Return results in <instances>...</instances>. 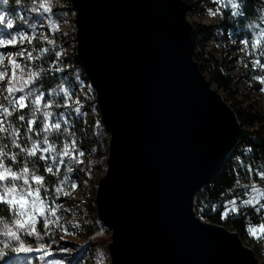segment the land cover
Instances as JSON below:
<instances>
[{
	"label": "water",
	"instance_id": "water-1",
	"mask_svg": "<svg viewBox=\"0 0 264 264\" xmlns=\"http://www.w3.org/2000/svg\"><path fill=\"white\" fill-rule=\"evenodd\" d=\"M75 54L109 136L98 220L111 264H260L236 231L205 221L198 194L242 125L195 56L184 0H70Z\"/></svg>",
	"mask_w": 264,
	"mask_h": 264
},
{
	"label": "snow or ice",
	"instance_id": "snow-or-ice-1",
	"mask_svg": "<svg viewBox=\"0 0 264 264\" xmlns=\"http://www.w3.org/2000/svg\"><path fill=\"white\" fill-rule=\"evenodd\" d=\"M20 0H17L19 3ZM218 7L207 9L212 17L219 14L220 7L230 11V16L234 18L245 16L244 0H212ZM53 0H39L37 8L33 11H41L42 14H49L51 19ZM264 10V9H262ZM23 20V17H20ZM14 19L5 14H0V26L4 29L14 28ZM264 23V21H262ZM251 27V26H250ZM32 30L31 35H35V24H28ZM51 29L55 32L59 30V23L51 21ZM27 40L31 43L30 34L21 30L16 32L9 31L6 38L0 39V47H16L21 45L15 53H8L7 56L0 54V66H4V60L9 58V64L0 71V83L7 77L8 69L11 68V77L7 84L0 88V264H14L11 256H24L30 258L34 253L39 255L38 259L43 261L45 256L51 255L46 244L41 243L44 236L38 231L37 225L45 234L48 233L49 226L56 224L58 227L63 213H60L62 204L57 203L61 197H67L71 191L78 189L79 184L69 174L75 170V166L83 164L81 159L84 151L78 147V142L71 132L70 114L61 112L57 117L49 109L53 107L71 108L77 117L83 118L86 113L81 107L72 108L73 104L79 105L81 101L74 98V93L69 88L60 85L55 91L46 93L41 91L38 81L42 78L43 68L31 70L30 64L41 59L50 50L48 48H24L23 43ZM53 44L52 40H42V43ZM242 43L246 48H255L260 44L259 52L264 57V31L260 37L249 41L244 39ZM55 53V63L52 68L56 72L64 71L63 66H59V58L63 55L62 51L51 49ZM36 53L34 56L33 53ZM255 56L254 52L248 53ZM27 60L29 64L21 67L19 61ZM261 57L254 59L253 63L264 68V63L260 62ZM16 69H19L17 73ZM51 70V69H50ZM264 85V75L256 77ZM264 91V87L260 89ZM19 94V95H18ZM51 97H62V101L51 99ZM86 122V121H85ZM99 127V122L96 123ZM67 138L57 140L62 137ZM251 151V149H248ZM43 167V173L40 168ZM63 170V175H61ZM254 169L251 165L247 166V172L251 175ZM255 174L264 181V170H256ZM87 175H91L90 170ZM55 177L54 185L48 182V178ZM239 187H244L242 194L247 197L240 199L233 197L225 201L221 206L213 205L211 211L222 208L220 218L227 220L231 216L241 215L243 208H252L259 214L264 211V188L252 184L241 185L240 180L235 181ZM71 209H64L70 212ZM204 211L203 208L200 209ZM247 219V218H246ZM78 227V225H73ZM67 234V228L63 229ZM246 231L250 237L257 242H264V222L258 226L249 225ZM28 237H33L36 241L35 246L27 241ZM103 259V253H100ZM27 264H32L31 259ZM49 264H62L61 261L52 260Z\"/></svg>",
	"mask_w": 264,
	"mask_h": 264
},
{
	"label": "rangeland",
	"instance_id": "rangeland-1",
	"mask_svg": "<svg viewBox=\"0 0 264 264\" xmlns=\"http://www.w3.org/2000/svg\"><path fill=\"white\" fill-rule=\"evenodd\" d=\"M184 1L189 21L206 27L205 30L196 32L198 43L195 45V52L202 51V56L196 59L198 63L201 64L207 57H212L219 62L225 75L232 81L231 94L236 99L235 105L238 111L244 113L252 103L254 105L259 102L264 104V91H260L264 85L256 78L264 75V68L253 63L254 59L261 57V53L259 52L261 45L256 44L255 48L251 46L246 48L242 43L244 39H248L249 41L256 40L260 37L261 31H264V27L261 28L254 23L244 24L241 19L231 17L230 11L223 7H220V12L224 13L223 17L219 14L212 17L208 14L207 9L215 10L218 7L212 0ZM38 4L39 0H24L23 3L16 4H13L11 0H0V14L6 13L15 21L12 30H7L0 26V39L6 38L9 31L14 33L23 30L29 33L31 38V43H28L27 40L24 41V48L29 50L32 48L39 49L37 45L41 43L49 46L51 49L54 47L57 51L63 52V55L59 58V66H63L64 71L56 72L52 68L56 59L55 53L53 63L46 69L52 74L49 80L58 77V82L48 90L42 86L40 90L44 91L46 99H49L47 92L55 91L60 85H63L75 94V99L81 101V104L73 105L74 108L81 107L82 111L86 113L82 119L77 117L76 114L68 112L63 107H53L49 110L54 112L57 117L61 112L70 114L71 132L78 142V147L84 151V156L81 158L84 163L76 165L75 170L69 174L79 184L78 189L71 191L67 197H61V199L57 200V203L63 205L60 209V213H63V216L59 221V225L62 227L51 224L48 229L49 235L45 234L40 226L41 234L44 236L41 243L49 246L48 252L51 255L45 256L43 261H34L32 257L25 258L21 256H11L10 259L14 264H27L28 259H31L32 264H49V261L52 260L61 261L62 264H111L108 251V244L111 241L110 230L98 220L95 207L97 183L107 170L106 159L109 136L104 132L100 123V111L95 100V92L84 77L83 72H81V67H78L75 62V12L71 7L70 0H53L51 19H49V14H42V10H32L33 8H37ZM20 17L24 19L21 20ZM52 20H56L59 23L58 31L54 32L51 29ZM28 24L36 25L34 36L31 35L32 30L28 28ZM42 40H52L54 43H42ZM20 47L19 42L16 47H0V54L7 56L8 53L17 52ZM250 51L254 52L255 56L249 55ZM33 55L35 56L36 53L34 52ZM14 58L20 62L21 67L29 64L27 60H20L19 57ZM260 62L264 63V57H261ZM8 64L9 58H6L4 66H0V71L4 70ZM34 65L35 62L30 64L31 70H34ZM16 71L19 73V69H16ZM202 71L211 82V86L224 95V89L220 88L212 78V70L207 67L203 68ZM11 74V68H9L7 77L0 83V88H3L7 84ZM51 99L62 101L63 98L51 97ZM74 115L76 118H73ZM75 119L82 120L83 125L86 126L81 127L80 125L79 130L81 128V132L75 128L78 127ZM97 122H99V127L96 126ZM86 128L88 129L87 134H81ZM242 128L246 129L247 126L242 125ZM101 131L104 133L101 135L102 142L100 146L104 149L107 148V151L105 150L102 154V161L96 163L93 161L92 154V151H96V146H93L91 149L88 139L89 137L97 139ZM65 138L67 136L60 137L57 143ZM88 170L91 172L90 176L87 175ZM61 175H63V170ZM55 183L56 178L50 184L54 185ZM244 198L247 197L244 196L241 199ZM64 209H71V211L64 212ZM242 213L241 215L231 216L227 220L221 219L222 222H229L235 219L240 226L239 229H232L231 224L221 225L229 230L236 231L244 244L255 251L259 263L264 264V242H257L246 231L249 225L255 227L264 222V211L257 214L249 207L243 208ZM73 225H78V227H73ZM64 228H67V234L64 232ZM0 229H2V226H0ZM100 253H103V259H101ZM37 255H44V253Z\"/></svg>",
	"mask_w": 264,
	"mask_h": 264
},
{
	"label": "trees",
	"instance_id": "trees-1",
	"mask_svg": "<svg viewBox=\"0 0 264 264\" xmlns=\"http://www.w3.org/2000/svg\"><path fill=\"white\" fill-rule=\"evenodd\" d=\"M13 4L17 3V0H11ZM26 1V0H25ZM24 0H20L19 3H23ZM245 7V16L238 17L243 21L244 24L254 23L257 26L263 28L264 23V0H244ZM196 29V32L203 31L206 29L203 25H198L193 23ZM197 39L195 45H197ZM48 48L50 51L41 59L35 61L34 70L43 68L42 78L38 83L45 89H50L58 82V77H52V74L49 73L46 69L50 67L51 63L54 61V52L51 51L49 46L45 44H38L37 48ZM197 49V48H196ZM198 52V53H197ZM195 52L196 59L199 58L202 53L201 50ZM75 62L78 67H81L77 58ZM200 65L201 70L203 68L209 67L212 70V78L215 82L223 88L225 91L224 97L235 109L241 125L247 126L246 129L242 128V133L239 139L238 144L234 148L233 152L228 157L226 163L223 166L222 171L213 179V181L207 185L197 196L196 198V209L198 214L205 221H210L217 224H231L232 229H239L240 226L238 222L233 219L232 221H221L220 212L222 208L218 207L217 211H211L213 205L221 206L225 201L232 199L234 196L239 197L240 199L244 196L242 195L245 192L244 187H239L236 185L235 181L240 180L241 185L256 184L257 186L264 188V181L255 174L256 170H264V104L252 103L249 105V109L245 110L244 113L236 109V99L231 94V85L232 81L227 75H225L223 68L220 66L219 62L212 57H207ZM82 72V70H81ZM64 108V107H63ZM74 108V105L73 107ZM64 110V109H61ZM70 113H74L71 108H65ZM75 114V113H74ZM73 118H76L75 115ZM75 122L78 124V127H75L76 130L81 132V128L86 127L83 125L82 120L75 119ZM75 130V131H76ZM88 129L84 130L81 134H87ZM104 132L101 131L97 139H92L89 137L88 143L92 149L93 146H96V151L93 153V161L100 163L102 161V154L104 151H107V148H102L100 146L102 142L101 135ZM251 149V151H248ZM251 165L254 169L253 173L250 175L247 172V166ZM40 172L43 173V167L40 168ZM55 180V177L48 178V182L51 183ZM94 207V205L92 204ZM203 208L204 211L201 212L200 209ZM2 214V213H0ZM40 226L37 225L38 231H40ZM96 234V233H95ZM27 241L33 246H35L36 241L33 237H28ZM24 257V256H21ZM33 260H39L38 255L34 253L32 255Z\"/></svg>",
	"mask_w": 264,
	"mask_h": 264
},
{
	"label": "bare ground",
	"instance_id": "bare-ground-1",
	"mask_svg": "<svg viewBox=\"0 0 264 264\" xmlns=\"http://www.w3.org/2000/svg\"><path fill=\"white\" fill-rule=\"evenodd\" d=\"M85 77V76H84ZM86 78V77H85ZM88 81V80H87ZM89 82V81H88ZM90 84V83H89ZM91 85V84H90ZM92 87V86H91ZM92 89H93V87H92ZM93 91L95 92V90L93 89ZM95 96H96V92H95ZM95 100H96V98H95ZM97 103V102H96ZM98 106V105H97ZM98 109H99V107H98ZM100 111V110H99ZM100 123H101V120H100ZM102 126V125H101Z\"/></svg>",
	"mask_w": 264,
	"mask_h": 264
}]
</instances>
